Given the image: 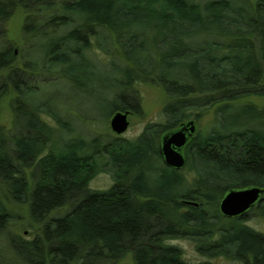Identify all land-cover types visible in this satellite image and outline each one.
<instances>
[{"label": "trees", "instance_id": "1", "mask_svg": "<svg viewBox=\"0 0 264 264\" xmlns=\"http://www.w3.org/2000/svg\"><path fill=\"white\" fill-rule=\"evenodd\" d=\"M16 10L24 13V46L3 44L0 28V99L13 94L11 126L0 122V232L13 203L26 206L35 227L31 238L11 239L13 257L215 264L210 259L223 256L264 264V230L246 218L254 211L264 219V107L244 102L228 124L222 115L242 98L264 97V0H0V22ZM92 48L104 58H93ZM87 71L112 77L106 122L118 110L141 113L138 83L162 90L161 120L134 139L76 135L40 99L38 81ZM210 107L212 125L188 140L184 167L166 166L161 136L192 118L190 109ZM193 117L197 123L200 113ZM100 172L112 183L92 188ZM250 186L263 189L251 208L220 212L226 192ZM180 238L208 259L185 260L170 242Z\"/></svg>", "mask_w": 264, "mask_h": 264}, {"label": "rangeland", "instance_id": "2", "mask_svg": "<svg viewBox=\"0 0 264 264\" xmlns=\"http://www.w3.org/2000/svg\"><path fill=\"white\" fill-rule=\"evenodd\" d=\"M23 20L24 13L16 10L7 20L3 23L0 22V28L3 29L1 39L3 44L17 49L24 46L25 37L21 29ZM40 43H44V40L40 41ZM91 51L93 58H104L94 48ZM88 73V71L84 74L70 72L62 80L58 76H50L48 80L38 81V84L42 87L40 99L47 100V104L51 109L58 111L66 120L71 121L79 129V132L81 131L80 134L76 135H84L87 139L90 138V136L88 137L89 134L91 136L99 134L101 136H108L109 138L120 136L134 139L144 130L146 125L161 120V109L166 101L162 90L149 83H138L135 89L138 93V104H140L141 113H130L127 117L129 120L127 129L121 134H116L110 129V117L108 118V122H106L109 110L111 109L109 86L112 83V77L108 73L98 79V76L95 77L96 73ZM12 98L13 94L9 92L0 99V122L5 124L6 127H10L12 122L10 110ZM244 102H251L260 108L264 107V97L253 95L242 98L237 103V106L234 107L235 109L223 111L222 115L225 124L236 121L234 118H237L236 114L242 111ZM214 110V107L203 110L190 109V116L194 118V113H200L197 127L208 129L213 122ZM51 120L47 117L48 123H51ZM66 134L64 132L60 135L61 139L66 138ZM111 183L112 179L110 176L107 173L100 172L91 180L90 186L96 189H105ZM11 205V219L0 232V258L8 264H21L18 257H13L14 254L10 249V241L14 237L31 238L34 236L33 229L35 226L30 221L27 208L24 204L13 203ZM246 218L248 224L256 229L264 230V219L260 220L254 211H249ZM170 242L182 249L183 256L187 261L196 262L208 259L199 253L195 247V243L188 238H180ZM210 260L215 264H240L223 256H217Z\"/></svg>", "mask_w": 264, "mask_h": 264}, {"label": "water", "instance_id": "3", "mask_svg": "<svg viewBox=\"0 0 264 264\" xmlns=\"http://www.w3.org/2000/svg\"><path fill=\"white\" fill-rule=\"evenodd\" d=\"M128 110L115 111L110 119L109 126L116 134L123 133L129 124ZM196 125L193 119L180 123L177 129L165 132L160 139V153L163 163L175 169L184 167L186 158L182 153L183 146L193 137ZM263 189L250 186L240 189H231L219 201V210L225 216L242 214L251 208L259 199Z\"/></svg>", "mask_w": 264, "mask_h": 264}, {"label": "flooded vegetation", "instance_id": "4", "mask_svg": "<svg viewBox=\"0 0 264 264\" xmlns=\"http://www.w3.org/2000/svg\"><path fill=\"white\" fill-rule=\"evenodd\" d=\"M190 119H193L194 122H195V125H196V131H195V133H196L197 130H198L196 120H195L194 118H190ZM187 120H189V119H185V120L181 121L180 123L185 122V121H187ZM180 123L177 125V127H176L175 129H177V128L179 127ZM195 133H194V134H195ZM185 145H186V144H185ZM185 145L183 146V148H182L181 151H182L183 155H184L185 158H186V155H185Z\"/></svg>", "mask_w": 264, "mask_h": 264}]
</instances>
